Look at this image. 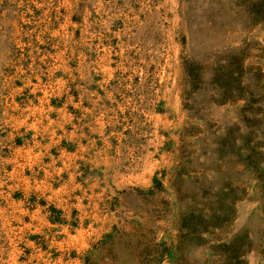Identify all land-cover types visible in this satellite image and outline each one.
I'll return each instance as SVG.
<instances>
[{
    "label": "rangeland",
    "instance_id": "374dc122",
    "mask_svg": "<svg viewBox=\"0 0 264 264\" xmlns=\"http://www.w3.org/2000/svg\"><path fill=\"white\" fill-rule=\"evenodd\" d=\"M0 264H264V0H0Z\"/></svg>",
    "mask_w": 264,
    "mask_h": 264
},
{
    "label": "trees",
    "instance_id": "16d2710c",
    "mask_svg": "<svg viewBox=\"0 0 264 264\" xmlns=\"http://www.w3.org/2000/svg\"><path fill=\"white\" fill-rule=\"evenodd\" d=\"M225 75V74H224ZM229 74H228V72H227V74L225 75L226 77L228 76ZM224 79L222 78L221 80H220V85H223L224 83Z\"/></svg>",
    "mask_w": 264,
    "mask_h": 264
}]
</instances>
